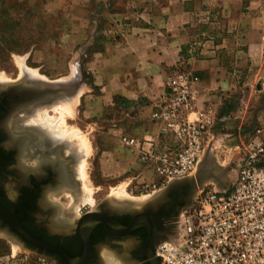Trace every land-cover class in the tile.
<instances>
[{"label":"rangeland","instance_id":"1","mask_svg":"<svg viewBox=\"0 0 264 264\" xmlns=\"http://www.w3.org/2000/svg\"><path fill=\"white\" fill-rule=\"evenodd\" d=\"M59 1L56 10L62 8ZM46 5L47 0H0V92L17 88L15 86L28 91L25 98L14 91L20 101L11 109L7 121L10 128L13 125L16 132L23 133L24 141L32 139L35 146L47 152L42 157L20 155L15 160L14 176L3 182L12 200L28 177L38 175L37 172L43 174V164L52 160L62 163L72 182L62 184L58 177L52 185L58 188L47 185L36 200L34 215L51 233H73V221L100 205L132 212L156 210L168 201L170 193L182 188L188 191L187 195L194 192L195 196L206 184L231 185L254 129L264 127L256 116L233 127L224 119H216L210 126L204 155L193 175L160 184L154 192H147L142 184L154 182L156 177L149 166L138 160L133 148L120 143L119 136L123 133L140 136L152 131V109H143L140 113L127 101L100 98L99 85L94 81L90 66L85 65L90 59L89 48L95 47V33L86 39L85 36L76 39L79 43L75 50L61 49L67 46L63 42L58 44L60 49L34 50V32L41 30L38 25L42 23V10H46ZM32 82L52 83L56 87L63 84V88L52 93L50 102L36 103L33 90L37 87H29ZM76 88L77 92L70 94L69 90ZM241 116L237 113L229 117L240 122ZM57 120L63 124H58L60 121L55 124ZM59 130L64 136H59ZM223 162L226 166H218ZM164 228L159 241L164 236L171 239L178 231V222L167 220ZM12 241L0 235V264H64L52 255L30 249L22 241H17L20 244ZM98 252L101 264H129L116 250L112 252L104 245Z\"/></svg>","mask_w":264,"mask_h":264},{"label":"crops","instance_id":"2","mask_svg":"<svg viewBox=\"0 0 264 264\" xmlns=\"http://www.w3.org/2000/svg\"><path fill=\"white\" fill-rule=\"evenodd\" d=\"M57 1L47 0L33 48L75 50L95 33L85 65L100 98L150 110L183 64L200 77L196 113L211 124L254 115L264 125V0H60L56 10ZM237 113L240 122L229 117Z\"/></svg>","mask_w":264,"mask_h":264},{"label":"built area","instance_id":"3","mask_svg":"<svg viewBox=\"0 0 264 264\" xmlns=\"http://www.w3.org/2000/svg\"><path fill=\"white\" fill-rule=\"evenodd\" d=\"M199 80L183 64L172 68L150 113L155 129L119 136L155 175L142 184L147 192L193 175L204 155L212 122L194 108ZM154 252L160 264H264V127L254 129L231 185L199 188L180 210L177 233Z\"/></svg>","mask_w":264,"mask_h":264},{"label":"flooded vegetation","instance_id":"4","mask_svg":"<svg viewBox=\"0 0 264 264\" xmlns=\"http://www.w3.org/2000/svg\"><path fill=\"white\" fill-rule=\"evenodd\" d=\"M19 101L20 98L12 90L0 92V209L11 220L24 225L35 236L51 243L66 255L70 257L80 256L84 251V243L75 231L73 233H51L48 227L39 222L34 215L36 200L44 187H48L47 185L49 184V186H52L58 177L62 181V184L64 182L65 184H68L70 181L72 182V177L70 175L69 177L68 173L63 170L60 165L62 164L61 162L56 160L45 162L42 167L43 174L42 172H37L39 173L38 175L31 174L27 179V183L18 188L19 194L15 200H12L7 195L3 186V182L6 179L14 176L16 170L14 162L18 156L42 157L44 156L43 153H47L40 146H35V142L32 139L24 141V138H22L23 133L16 132L13 125L10 128V123L7 120H9L11 109ZM36 152L39 154L34 155ZM53 188L57 189L58 187L55 185ZM187 194L188 191L185 188L174 191L170 193L168 201L162 203L156 210H153L158 224L156 225L155 220H152V218L150 220L154 223L153 227L158 226V235L166 230L164 225L167 220L177 224L184 202L186 201L188 204L193 200L194 192H191L190 196ZM93 211L103 213L116 222L107 225L104 221H99L91 229L88 237L89 257L87 264H101L98 249L102 245L105 248V245L109 246L111 249H107L112 252L116 250L119 253L118 256L129 264H151L149 259V244L147 243L150 237V229H153L150 223L140 224L129 232L122 231L123 228L131 226L134 216L140 212L110 210L100 205L97 209L88 210L83 215ZM0 223L3 226L8 225L7 221L2 218H0ZM159 223H162L163 229ZM22 242L30 249L52 255L57 261L62 262L61 255L56 251L37 246L23 240V238Z\"/></svg>","mask_w":264,"mask_h":264},{"label":"water","instance_id":"5","mask_svg":"<svg viewBox=\"0 0 264 264\" xmlns=\"http://www.w3.org/2000/svg\"><path fill=\"white\" fill-rule=\"evenodd\" d=\"M53 85H55V84L46 83V82H40L39 84H37L34 82L33 86L37 87V89L33 90V92H35V95H34L35 98L33 100L36 103L50 102L52 100V96H54V95H52V93H57V90L63 88V84L58 85V87L53 86ZM15 87H17V88L13 87L12 90L22 93L24 95L22 98H25V94L28 93L27 89L26 88H19L18 86H15ZM40 87H44L43 90H41ZM69 91L71 92V93L69 92L70 94H75L77 92V88L76 89H70ZM175 182H179V181H175ZM196 186H198V185H196ZM140 213H143L144 215L146 213L148 218H150L151 215L156 218V214H154L153 209H149V211H140ZM140 213H138V214H140ZM137 215L134 216V219H133L130 227H126V228L122 229L123 232H129L132 229H134L135 227H137L138 225L145 224L144 222L136 223L137 222ZM85 216L90 217V218L94 217V219L90 223V225L88 226V229L85 233H80L77 229L74 230L76 232V234L79 236V238L82 240V242L84 243L83 253L80 256H76V257H70V256L66 255L65 253H63L60 249H58L57 247L52 245L51 243H49V242H47L41 238H38L33 233H31L24 225L20 224L17 221L11 220L8 217V215L3 210L0 209V218L5 219L8 223L7 226H3L0 223V230L3 231L1 236H5L6 238H10L11 240H17V241H22V238H23V240L29 241V242L37 245V246H41L43 248H48V249L54 250L61 255L62 262L64 264H87L88 257H89L88 237H89V233H90L91 229L99 221H104L105 223H107V225H109L110 223H114L116 221L111 219L109 216H107L103 213L97 212V211H93V212H89L87 214H84L82 216V219ZM152 236H153V232L151 230L148 242H151ZM158 242H159V239H157L156 243H158ZM154 247H155L154 245L151 247L152 248V255L154 253ZM152 255L149 254V259H150L151 264H160V258L157 256H153V258H152L151 257Z\"/></svg>","mask_w":264,"mask_h":264},{"label":"bare ground","instance_id":"6","mask_svg":"<svg viewBox=\"0 0 264 264\" xmlns=\"http://www.w3.org/2000/svg\"><path fill=\"white\" fill-rule=\"evenodd\" d=\"M25 83V82H24ZM18 85H20V82H18L17 83ZM22 84V83H21ZM27 85V84H26ZM24 86V85H23ZM34 87L33 85H29V87ZM66 112V111H65ZM67 113V112H66ZM60 115H61V113H60ZM43 116V115H42ZM44 117V116H43ZM63 116L61 115V118H62ZM47 119V117H44V119ZM49 118V117H48ZM58 118H60L59 116H58ZM45 119V120H46ZM39 120V119H38ZM44 121V120H43ZM58 121H60V120H57L56 122H55V124H57L58 123ZM61 121L63 122V119H61ZM60 121V122H61ZM58 123V124H63V123ZM47 125V124H46ZM54 126V125H53ZM62 126V125H61ZM49 128V127H48ZM65 128V127H64ZM50 129V128H49ZM64 130V129H63ZM67 130V129H66ZM61 130H59V134H61V135H59V136H64V135H62V133H63V131H62V133L60 132ZM67 132V131H66ZM56 133V132H55ZM65 133V132H64ZM69 133V132H68ZM57 134H58V132H57ZM71 134V133H70ZM69 137V136H68ZM79 146H81V144L79 145ZM81 148V147H80ZM222 165H218V166H220V167H224V166H226V163L225 162H223V163H221ZM234 164V163H233ZM230 165V164H229ZM234 167L233 168H235V166L236 165H233ZM231 169V168H230ZM86 179V178H85ZM88 180V179H87ZM196 189V188H195ZM145 215H146V213H145ZM143 213H140V214H138L137 215V222L136 223H140V222H144L145 224H149L150 223V225H151V227L153 228V229H151L152 230V232H153V236H152V239H151V242H148V244H149V254H151L152 255V246L154 245H156L157 243V239H159V237L160 236H162L161 234H159L158 235V233H157V231H158V226L157 227H153L154 225V223H152L153 221H151L150 219L152 218L153 219V216L151 215L150 216V218H148V216L146 215L145 216ZM93 219H94V217H92V218H90V217H84L83 219H82V216H79V217H77L76 219H75V221H73L74 222V227H73V230L72 231H74V230H78L80 233H85L86 231H87V229H88V226L90 225V223L93 221ZM155 224L157 225L158 224V222H157V220L155 219ZM152 223V224H151ZM159 225L161 226V228L163 229V225H162V223H159ZM2 230H0V235H2ZM159 236V237H158ZM164 236V235H163ZM161 238H164V239H167V237H161ZM167 240H170L169 238L167 239ZM12 242H16V243H18L17 242V240L15 241V240H13ZM18 244H20V243H18ZM155 248V247H154ZM155 253V252H154ZM153 253V255L151 256L152 258H153V256H156V254H154ZM108 262V261H107ZM109 264V263H108Z\"/></svg>","mask_w":264,"mask_h":264}]
</instances>
